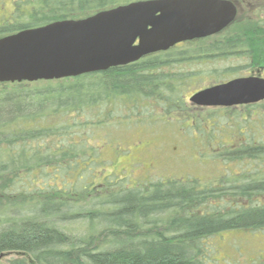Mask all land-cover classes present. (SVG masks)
Listing matches in <instances>:
<instances>
[{"label": "trees", "instance_id": "1", "mask_svg": "<svg viewBox=\"0 0 264 264\" xmlns=\"http://www.w3.org/2000/svg\"><path fill=\"white\" fill-rule=\"evenodd\" d=\"M136 1L146 0H12L14 13L0 16V38ZM258 11L262 19L243 27L235 43L208 47L207 54H254L260 59L251 67H264V9ZM169 52L44 87L0 84V264L11 255L7 264H205L207 238L264 230V204L254 203L264 195V180L232 185L230 192L201 188L194 180L130 187L125 178L105 174L98 150L90 146L86 131L96 124L86 116L95 109L102 128L114 125L105 123L113 109L127 108L135 120V111L152 100L179 110L188 74L169 75L165 69L189 57L181 53L177 61ZM83 117L88 123L78 126L75 120ZM256 151L248 156L264 162V147ZM220 196L249 205L224 213L199 211ZM73 223L83 227L80 234L65 231Z\"/></svg>", "mask_w": 264, "mask_h": 264}, {"label": "rangeland", "instance_id": "2", "mask_svg": "<svg viewBox=\"0 0 264 264\" xmlns=\"http://www.w3.org/2000/svg\"><path fill=\"white\" fill-rule=\"evenodd\" d=\"M248 2L241 5L235 22L220 34L204 42L179 46L168 53L174 60L179 59L181 53H188L189 57L165 69V74L169 75L188 74L189 79L184 81L180 93L184 104L177 106L179 110L173 106L165 108L152 100L135 111L138 115L135 120L127 108L113 109L105 123L113 121L116 124L108 128L97 124L100 110L95 109L86 116L96 124V127L90 126L86 134L90 146L98 150L99 162H104L105 174L125 178L126 186L130 187L155 182L186 184L194 180L199 187L215 192H230L232 185L264 180V162L248 156L258 154L256 149L264 147V101L259 106L232 108H202L190 102L198 91L218 82L246 77L250 69L262 70L264 78V67L260 64L251 67L260 59L254 54L248 57L242 52L238 58H225L221 52L207 54L208 47L235 43L243 27H251L252 21L262 19L258 8L264 9V0L259 1L263 2L260 6L254 0ZM13 10L12 0H0V16H9ZM45 82L51 81L35 82L34 87H44ZM130 114L132 119L128 124L126 119ZM78 120H75L78 126L88 123L84 117ZM247 148L253 150L243 152ZM97 170L100 172V167ZM44 178L51 182V177ZM254 201L264 204V195ZM240 205L247 206L249 202L236 196H220L208 199L199 211L224 213ZM64 228L73 235L83 230L74 223ZM203 249L205 264H264V230L225 231L207 238ZM14 257L7 256L3 263L7 264Z\"/></svg>", "mask_w": 264, "mask_h": 264}, {"label": "water", "instance_id": "3", "mask_svg": "<svg viewBox=\"0 0 264 264\" xmlns=\"http://www.w3.org/2000/svg\"><path fill=\"white\" fill-rule=\"evenodd\" d=\"M231 0H146L0 38V84L76 78L127 66L176 45L223 32L237 17ZM264 101V78L205 88L190 102L230 108Z\"/></svg>", "mask_w": 264, "mask_h": 264}, {"label": "flooded vegetation", "instance_id": "4", "mask_svg": "<svg viewBox=\"0 0 264 264\" xmlns=\"http://www.w3.org/2000/svg\"><path fill=\"white\" fill-rule=\"evenodd\" d=\"M235 5H236V7H237V12H238V14H237V16L239 15V13H240V7H241V5L242 4H245V3H250V2H248V1H251V0H231ZM255 2L257 1V6H260V5H262L263 4V2H259V1H261V0H254ZM252 6L254 7L255 6V4H252ZM211 37H213V36H211ZM211 37H208V38H211ZM208 38H205V39H208ZM202 41H204V39H202ZM192 42H194V41H192ZM192 42H186V43H181V44H178L177 46H175L174 48H177V47H179V46H182V45H185V44H188V43H192ZM173 48V49H174ZM169 52V51H168ZM254 69H250L249 70V72H248V76H246V77H251V76H261L262 77V75H263V73H262V70H254ZM240 78H242V77H240ZM208 88V87H207ZM203 90V89H202ZM243 106H248V105H243ZM236 107H239V106H236ZM202 108H204V107H202ZM230 108H232V107H230Z\"/></svg>", "mask_w": 264, "mask_h": 264}]
</instances>
